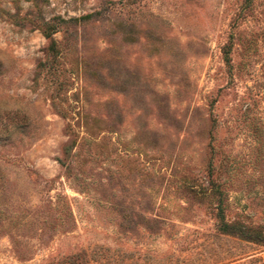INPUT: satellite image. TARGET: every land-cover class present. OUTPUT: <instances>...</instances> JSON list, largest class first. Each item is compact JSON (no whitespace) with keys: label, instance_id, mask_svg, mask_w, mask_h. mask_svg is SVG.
<instances>
[{"label":"rangeland","instance_id":"rangeland-1","mask_svg":"<svg viewBox=\"0 0 264 264\" xmlns=\"http://www.w3.org/2000/svg\"><path fill=\"white\" fill-rule=\"evenodd\" d=\"M217 209L264 235V0H0V264H264Z\"/></svg>","mask_w":264,"mask_h":264},{"label":"trees","instance_id":"trees-1","mask_svg":"<svg viewBox=\"0 0 264 264\" xmlns=\"http://www.w3.org/2000/svg\"><path fill=\"white\" fill-rule=\"evenodd\" d=\"M44 36L46 37L45 34ZM214 218L216 219L215 230L217 233L236 237L242 241L264 247V235H262L258 230L245 227L237 222L225 221L220 209L216 210Z\"/></svg>","mask_w":264,"mask_h":264}]
</instances>
